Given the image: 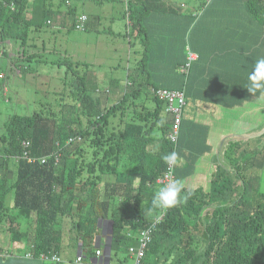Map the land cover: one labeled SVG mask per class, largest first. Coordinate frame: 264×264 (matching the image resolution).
Segmentation results:
<instances>
[{
  "label": "trees",
  "instance_id": "obj_1",
  "mask_svg": "<svg viewBox=\"0 0 264 264\" xmlns=\"http://www.w3.org/2000/svg\"><path fill=\"white\" fill-rule=\"evenodd\" d=\"M68 1L0 0V40L20 41L11 58L20 73L35 71L34 62L43 60L42 51L35 50L43 29L57 23L67 29L94 28L95 20L77 13L72 3L77 0ZM189 1L188 6L176 0H127L123 13L131 32L138 30L141 35L147 33L145 23L155 13L162 14L164 7L167 13L185 18L182 26L188 46L174 64L183 77L181 85L155 86L145 67V50L142 65L127 72L121 97L105 106L104 100L111 101L109 90H102L105 98L92 95L100 89L95 71L87 62L73 64L65 58L58 62L67 63L72 71L70 83L66 81L69 100L60 102L58 109L13 114L5 122L0 134V254H6L16 242L25 244L31 258L60 253L64 218L70 220L76 240L82 242L85 259H90L100 249L95 246L98 222L109 218L113 233L108 264L113 260L130 264V247L140 244L135 235L148 229L164 211L150 233L143 264H264V190L259 175H245L247 168L264 171V95L259 92L223 116L224 122L239 118L240 124L224 140L210 184L184 186L182 197L192 191L186 200L165 210L152 208L156 190L164 185L159 180L168 167L161 157L183 148L182 126L176 145L167 136L174 114L166 111V103L156 91L167 87L184 91V119L194 63L204 53L221 54L217 40L224 41V54H253L261 48L264 55V0ZM81 15L86 20L78 28ZM190 53L195 59H189ZM253 66L244 71L250 72ZM3 79L0 76V84ZM3 87L8 90L5 83ZM146 101L154 106L148 107ZM164 113L169 120L162 121ZM158 124L159 133L154 129ZM80 137L93 141L91 158L83 153ZM24 141H30L28 148ZM258 141L262 143L259 147ZM25 150L36 158L46 156V160L23 159L20 156ZM122 162L129 172L121 170ZM174 174L179 179L178 165ZM102 185L105 197L100 195ZM10 192H14V200L8 206Z\"/></svg>",
  "mask_w": 264,
  "mask_h": 264
},
{
  "label": "rangeland",
  "instance_id": "obj_2",
  "mask_svg": "<svg viewBox=\"0 0 264 264\" xmlns=\"http://www.w3.org/2000/svg\"><path fill=\"white\" fill-rule=\"evenodd\" d=\"M176 1L187 2L188 6L190 5L189 0ZM72 3L78 14H88L91 20L98 22L95 23L94 21V28L89 30L67 29L63 27L62 23L43 29L36 41L39 48H35V50L42 51L40 57L43 60L34 62L35 71L20 73L16 65L12 63L11 58L17 54L20 41L15 39L0 40V76L4 78V82L0 84V134L4 131L5 122L13 114H31L34 111L44 112L49 108L58 109L60 102L69 100L67 84L70 83L72 71L68 69L67 63H59V60L63 61L66 58L72 61L73 64H76L77 61L80 63L87 62L89 69L95 71L94 75H97L100 84L98 87L100 92L95 91L92 95L105 98L102 95V90L107 89V91L109 90L110 100L114 103L121 97V93L117 90L123 84V79H126L127 68L142 65L141 60L145 57V50H148V60L146 58V62L144 61L145 67L155 84L160 83L159 81H162L161 78L164 76L171 74L170 68L173 59L181 58L186 53L185 47L188 46V40L187 37L186 39L184 37L183 23L179 19L180 16L167 13V18L160 19L155 30L148 26L151 29L149 34L141 35L138 30L131 32L132 28L127 26V19L123 16L127 0H85L73 1ZM63 10H67V6H64ZM166 24H169V26ZM127 30L129 31L127 35L118 34L120 31L126 32ZM146 35H148L147 41L145 40ZM83 67L80 64L81 70ZM111 78H113V81H110ZM114 79L117 83L114 82ZM4 83L7 85V91L3 87ZM109 88L112 89V93H110ZM104 103L107 104L105 100ZM173 122L174 118L171 126ZM181 126L182 122L180 131ZM78 139L81 140V137ZM81 141H83V153L87 154V158H91L94 147L92 145L93 141L91 140V143L89 139L85 140L84 138ZM261 144L259 142L258 147ZM253 146L255 145L251 147ZM221 156L222 161H224L225 157ZM245 175L247 178L259 175V180L262 182L261 189L264 190V171L247 168L245 169ZM102 177L106 178L108 176L103 175ZM204 185L208 186L209 183ZM101 190L100 195L105 197L103 185ZM251 194L253 198L257 197L255 191H252ZM13 200L14 192H10L6 197V204L11 206ZM110 224H108L109 229L107 230L111 229ZM71 235L72 233L69 230L67 238L64 239L65 243L61 247V252L65 257L69 256L67 254L70 253L75 254L76 251V249H73L74 245L72 243H67L72 241ZM98 243L99 239L98 242L95 241V246ZM110 243V239H108L107 245ZM42 254H40V259L44 261L45 259L41 257ZM54 254L60 256V253L45 255L50 257ZM80 256H84L83 252L80 253ZM101 256L104 260L106 259L103 252ZM87 261L84 262H90ZM112 263H116V260H113Z\"/></svg>",
  "mask_w": 264,
  "mask_h": 264
},
{
  "label": "crops",
  "instance_id": "obj_3",
  "mask_svg": "<svg viewBox=\"0 0 264 264\" xmlns=\"http://www.w3.org/2000/svg\"><path fill=\"white\" fill-rule=\"evenodd\" d=\"M166 10L167 8L164 7V12L162 14H155L145 23L147 27L146 34H149L151 29H156L160 19L167 18ZM168 14L172 15L171 13ZM179 19L181 23H185L186 21L183 16H180ZM166 25L169 26V24ZM176 30L177 27L174 31L176 32ZM146 36L148 37V35ZM223 42V40H217L215 42V45L218 44L217 48H221L219 50L221 54H202L195 61L193 72L189 75V83L186 88L188 102L184 111L183 131L181 134L183 148L178 152L181 157L180 163L178 164L179 180L187 187L206 186L204 184H210L216 169L219 150L224 140L233 134L234 125L236 124L239 126L240 124L239 118L237 122L234 120L224 122L223 116L227 115L229 110L237 109L236 107H239L241 101H250L251 98H254V94L247 89L249 70L244 71V69L250 68L258 58L264 57L261 48H258L259 51L253 54H243L242 51L240 53L224 54L222 53ZM241 60H243L245 64L241 62ZM176 61H178L177 58L173 59L170 68L171 74L161 78L162 81L156 83L158 85L153 82L155 86H179L183 83V77H180L175 69L174 64ZM132 69L133 66L128 67L126 74ZM110 81H113V78H111ZM126 81V79H123V84H121L117 90L119 93L124 89ZM114 82L117 83L115 79ZM238 95H240V97H235ZM110 103L112 104L111 101L107 102L108 105ZM145 103H149L147 105L148 107L152 108L154 106L151 101H146ZM107 104H105V106H107ZM167 120H169V115L164 113L162 121ZM229 122H232V124H228ZM167 124H169V122ZM159 126L160 124L154 128L157 133L160 132ZM124 157L125 156H123L122 161ZM120 167L123 172L130 171L124 162L121 163ZM134 184L137 186L139 180L136 179ZM62 221V227L64 229L62 246L63 243H65V237L67 238V232L70 230L72 233V241L67 243H72L74 245L73 249H76V257L75 254L71 253L67 254L69 256L65 257L60 251V255L66 261V263L64 261L63 264H78L76 259L80 256V253L82 254L83 252L81 249L82 242L76 240V233L72 228V223L69 224L70 222L66 221L64 218ZM111 222L112 220L109 218L100 219L98 222L100 231L97 236V238H99V243L96 248H100L98 250H102L103 253L110 235V230H107L109 229L108 224ZM26 252L27 249L25 244L16 242L6 253L8 254L7 256H5L6 254H0V264H50L45 260L28 257ZM87 260L90 262L87 263ZM79 264H106V261L102 256L98 257L95 255L86 260L85 256H83V260Z\"/></svg>",
  "mask_w": 264,
  "mask_h": 264
},
{
  "label": "built area",
  "instance_id": "obj_4",
  "mask_svg": "<svg viewBox=\"0 0 264 264\" xmlns=\"http://www.w3.org/2000/svg\"><path fill=\"white\" fill-rule=\"evenodd\" d=\"M77 1H83V0H77ZM71 0H69L67 3H70ZM84 20H86L85 15L80 16V23H78L77 27L78 28H83L84 26ZM189 59H195L193 53H190ZM190 64L187 63L186 66L182 67V70H186V67H188ZM156 95L159 99L164 101L166 103V110L170 111L174 114V122L168 132V138L169 140L174 143L175 145L178 143L179 140V135H180V125L182 122V114H183V109L186 104V97L185 93L182 90H176V89H169V88H160L156 91ZM30 141H24L23 145L25 147L30 146ZM23 159H27L28 161H36V159L44 162L46 160V156H41L40 158L33 157L29 154L28 150H25L24 153L20 156ZM175 170V166H174ZM175 179V174L174 171L171 174H168V167L165 172L164 178H161L159 181L161 183H170L171 181H174ZM164 211L154 219L152 225L144 230L141 231L140 233L135 235V238L137 237L138 241H140V244L138 246H131L130 247V253H131V262L130 264H143L142 258L145 255V248L148 243V241L151 239L150 233L152 232L153 228L157 224L158 221H160L163 218ZM139 235V236H138ZM141 235V236H140ZM27 255H31L30 253H27ZM97 255H102V251L98 250ZM42 258L45 259V261H48L50 264H63L64 259L62 256L54 254L52 256H46L45 254L41 255ZM83 260V257L78 256L76 261L77 263L81 262Z\"/></svg>",
  "mask_w": 264,
  "mask_h": 264
},
{
  "label": "clouds",
  "instance_id": "obj_5",
  "mask_svg": "<svg viewBox=\"0 0 264 264\" xmlns=\"http://www.w3.org/2000/svg\"><path fill=\"white\" fill-rule=\"evenodd\" d=\"M247 89L253 94L259 92L261 95H264V57L258 58L252 70L248 73ZM161 159L168 165V174H171L174 171V166L180 163L181 157L176 151H172L163 155ZM183 191L184 184L179 179L164 184L156 190L152 199V208L165 210L178 205L183 200H186L188 196L192 195V191L190 190L182 197Z\"/></svg>",
  "mask_w": 264,
  "mask_h": 264
},
{
  "label": "water",
  "instance_id": "obj_6",
  "mask_svg": "<svg viewBox=\"0 0 264 264\" xmlns=\"http://www.w3.org/2000/svg\"><path fill=\"white\" fill-rule=\"evenodd\" d=\"M111 229H110V235H109V239H110V242H111V239H112V233H113V222H111ZM98 239L99 238H96L97 242H98ZM111 252H112V247L110 244L106 245L104 247V254L106 255V264H108L110 262V255H111Z\"/></svg>",
  "mask_w": 264,
  "mask_h": 264
},
{
  "label": "bare ground",
  "instance_id": "obj_7",
  "mask_svg": "<svg viewBox=\"0 0 264 264\" xmlns=\"http://www.w3.org/2000/svg\"><path fill=\"white\" fill-rule=\"evenodd\" d=\"M181 90V89H180ZM186 97V96H185ZM27 160V159H26ZM140 233V232H139ZM138 234V233H137ZM137 234H136V236H137ZM139 236V235H138ZM141 236V235H140ZM137 238V237H136Z\"/></svg>",
  "mask_w": 264,
  "mask_h": 264
}]
</instances>
